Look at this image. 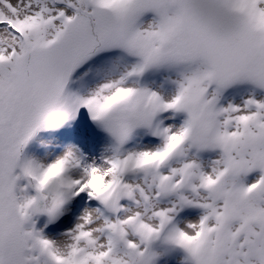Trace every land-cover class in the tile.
Returning a JSON list of instances; mask_svg holds the SVG:
<instances>
[{
    "label": "snow or ice",
    "instance_id": "obj_1",
    "mask_svg": "<svg viewBox=\"0 0 264 264\" xmlns=\"http://www.w3.org/2000/svg\"><path fill=\"white\" fill-rule=\"evenodd\" d=\"M81 108L110 138L98 156H24ZM174 252L264 264V0H0V264Z\"/></svg>",
    "mask_w": 264,
    "mask_h": 264
},
{
    "label": "bare ground",
    "instance_id": "obj_2",
    "mask_svg": "<svg viewBox=\"0 0 264 264\" xmlns=\"http://www.w3.org/2000/svg\"><path fill=\"white\" fill-rule=\"evenodd\" d=\"M88 66L89 65L80 68L73 74V82L69 83L68 91L83 92L82 82L78 80V77L87 70ZM86 79L88 83L91 82V77ZM239 91L243 93L246 91V89L241 88ZM236 99H239V96H237ZM182 118V115L178 117V119ZM170 122L171 121H166V123ZM85 126L89 128H87L86 130L83 129ZM140 135H143V133L141 132ZM137 139H139V136L137 137ZM149 139L151 138L144 137L145 141ZM69 143L78 145L82 149V151L89 156H98L103 150V147L110 143V138L108 137L107 133L98 128L91 121L87 110L81 108L75 120L66 121L65 124L59 129H48L38 132L25 148L24 156L41 160L45 159L46 157L50 158V154L59 153ZM81 195L85 196L86 199V194ZM66 207L69 209V211L65 212V214L61 216L60 219L57 220L54 224H49L50 226L54 225L55 227L50 229L49 226H47L45 228L46 233L50 235H56L57 233L63 232L67 228L71 227L75 222L76 216H78L82 211L84 202H82L80 198L77 197L69 202ZM196 211L199 212L198 209H194V211L185 210V212L181 214L180 218L183 219L184 217H198L199 214L196 213ZM41 220H44L46 222L47 218L41 216L38 222ZM37 226L40 227L38 224ZM182 255L183 254L180 252L171 253L161 258L159 260V264H180Z\"/></svg>",
    "mask_w": 264,
    "mask_h": 264
},
{
    "label": "rangeland",
    "instance_id": "obj_3",
    "mask_svg": "<svg viewBox=\"0 0 264 264\" xmlns=\"http://www.w3.org/2000/svg\"><path fill=\"white\" fill-rule=\"evenodd\" d=\"M90 63H91V62H90ZM84 66H87V64L84 65ZM84 66H82V67H84ZM82 67H81V68H82ZM78 70H79V69H78ZM84 90H85V89L83 88L82 91H84ZM85 123H86V122H85ZM86 126H87V124H86ZM86 126H85L83 129L86 130L87 128H89V127H86ZM40 132H41V131H40ZM190 211H194V209H190ZM196 213L199 214L198 211H196ZM198 214H197V215H198ZM195 216H196V215H195ZM187 218H188V217H187ZM195 218H196V217H195ZM195 218H193V217H189L188 219H195ZM44 223H45V221H44V220H41V221L38 222V225L41 227V226H43ZM48 226H49L50 229H52V228L55 227L54 225H53V226L48 225Z\"/></svg>",
    "mask_w": 264,
    "mask_h": 264
}]
</instances>
